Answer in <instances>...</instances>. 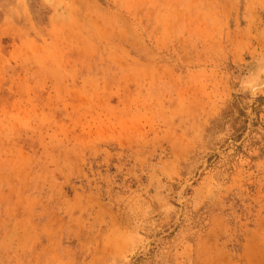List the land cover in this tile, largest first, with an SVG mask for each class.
<instances>
[{
    "label": "rangeland",
    "instance_id": "obj_1",
    "mask_svg": "<svg viewBox=\"0 0 264 264\" xmlns=\"http://www.w3.org/2000/svg\"><path fill=\"white\" fill-rule=\"evenodd\" d=\"M262 73L264 0H0V264H264Z\"/></svg>",
    "mask_w": 264,
    "mask_h": 264
},
{
    "label": "bare ground",
    "instance_id": "obj_2",
    "mask_svg": "<svg viewBox=\"0 0 264 264\" xmlns=\"http://www.w3.org/2000/svg\"><path fill=\"white\" fill-rule=\"evenodd\" d=\"M260 78H262V81H263V83H262V85H264V73H262L261 75H260V77H259V79ZM255 84V83H254ZM254 86H256V85H254ZM256 88V87H255ZM255 88H253V90L255 89ZM260 88V86H258L255 90H258ZM257 92V91H256ZM254 93H255V91H254Z\"/></svg>",
    "mask_w": 264,
    "mask_h": 264
}]
</instances>
